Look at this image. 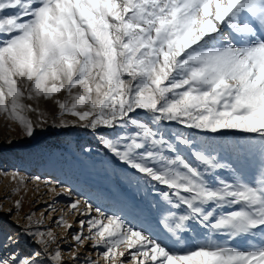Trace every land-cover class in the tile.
I'll return each mask as SVG.
<instances>
[{"label": "snow or ice", "instance_id": "obj_1", "mask_svg": "<svg viewBox=\"0 0 264 264\" xmlns=\"http://www.w3.org/2000/svg\"><path fill=\"white\" fill-rule=\"evenodd\" d=\"M61 91L72 102H58L60 110L86 121L85 128L131 125L134 134L102 137L103 146L147 183L170 189L160 193L168 204L188 210L165 217L163 239L85 201V211L97 216L79 221L89 235H74L78 244L102 247L106 264H264V0H0V112L31 137L25 92L32 99ZM137 110L154 125L257 135L259 176L245 181L190 133L154 130L133 116ZM178 144L193 150L203 170L179 154ZM225 169L234 174L231 182L214 175ZM80 204L70 209L80 211ZM229 206L236 210L218 211ZM195 226L208 231L203 243L184 239ZM212 233L255 244L239 250L214 242ZM33 235L52 264H62L58 248L49 253L53 232ZM33 256L0 255V264H38L41 252Z\"/></svg>", "mask_w": 264, "mask_h": 264}, {"label": "rangeland", "instance_id": "obj_2", "mask_svg": "<svg viewBox=\"0 0 264 264\" xmlns=\"http://www.w3.org/2000/svg\"><path fill=\"white\" fill-rule=\"evenodd\" d=\"M20 87L26 88L27 82L21 81ZM77 91L73 89V93ZM27 96L25 92L23 103L31 105V110L26 108L22 114L33 124L31 137L26 135L19 122L0 112V255L14 253L21 259H35L33 254L39 251L38 264H52L50 254L44 253L43 246L37 243L38 237L33 235L51 230L56 240L50 245L49 253L58 248L62 264H89L91 260L106 264L99 254L102 247L94 248L93 241L89 240L78 244L73 239L76 234L89 235L87 225L81 228L80 220L87 221L97 216L94 211L90 214L85 211V201L93 208L99 207L108 215L118 214L136 228L166 239L165 217L171 213L177 216L185 214L187 208L168 204L160 193L170 189L154 181L147 183L143 174L119 161L101 142L102 137L115 139L117 132L121 136L125 133L132 135L133 127L129 125L127 129L114 131L103 126L99 131L85 128L86 121H80L70 113H62L58 106V102L71 104L67 91L56 93L51 98L34 96L28 99ZM133 116L168 135L190 133L197 145L218 154L221 162H231L245 181H252L261 172V141L255 134L231 130L213 134L189 130L175 122L154 125L141 110ZM177 147L182 157L203 170L192 149L179 144ZM164 155L174 158L176 153L165 151ZM214 175L229 182L234 177L227 169L217 170ZM172 199L175 201L174 196ZM77 200L81 201L80 211L71 210V203ZM16 201L20 202L19 208ZM232 210H236L235 206L218 211ZM61 218L71 227L61 225ZM206 235L207 230L195 226L184 239L203 243L199 237ZM9 236L16 242H9ZM211 239L239 250L255 244L247 236L232 239L226 234L212 233ZM73 253L79 257L78 260L73 259ZM117 264H120L119 260ZM124 264L128 261L124 260Z\"/></svg>", "mask_w": 264, "mask_h": 264}]
</instances>
